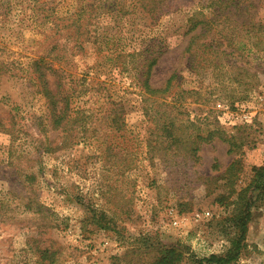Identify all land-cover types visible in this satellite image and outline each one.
<instances>
[{
	"label": "rangeland",
	"instance_id": "1",
	"mask_svg": "<svg viewBox=\"0 0 264 264\" xmlns=\"http://www.w3.org/2000/svg\"><path fill=\"white\" fill-rule=\"evenodd\" d=\"M160 1L152 18L139 0H0V121L13 125L0 132V264H149V244L200 264L238 237L240 191L264 166V37L190 69L188 19L211 0ZM248 1L264 25V0ZM233 19L216 30L240 29ZM145 50L150 87L174 73L175 99L143 96ZM43 78L73 92L71 126L61 102L50 112ZM255 206L234 264H264V200Z\"/></svg>",
	"mask_w": 264,
	"mask_h": 264
},
{
	"label": "trees",
	"instance_id": "2",
	"mask_svg": "<svg viewBox=\"0 0 264 264\" xmlns=\"http://www.w3.org/2000/svg\"><path fill=\"white\" fill-rule=\"evenodd\" d=\"M160 0H139V8L146 14H148L150 17H158L163 13V9L161 8L162 5H160ZM255 1L251 2L248 0H211L209 2L210 7L213 8V10H209V12L206 13H196L193 14L189 19V29L188 31H193L197 29L198 31L195 32L190 37L189 43L186 48L187 52V62L190 69H194L196 65H200L204 70L208 67H210V63L213 61L214 58H216L219 55L224 54L226 51L225 49H229L228 53L233 52L236 47L235 44L238 43L239 45H243L242 39L239 38L241 36L247 38V40L258 38L259 35L261 36L263 34L264 37V25H261L259 21H255L253 19L254 15V5ZM112 4H115L113 1ZM137 6V4H134V7ZM124 5L121 4L117 6L116 10L113 13H121L124 14ZM113 6H104V11H112ZM237 17L240 19V29L238 30H231L230 34L223 33V29L216 30L217 26L220 25V23L225 24L231 21H236L233 18ZM237 23V21H236ZM244 34V35H243ZM259 39V38H258ZM257 39V40H258ZM259 43V42H258ZM246 46V44H244ZM223 48V50H221ZM149 51V50H148ZM148 51H141L137 52V54L140 55V57H143L142 65L139 69V66H136V69L138 70V76L139 78H143L140 89L144 97H161L166 96L171 99H175V97L178 95L179 86L176 83L177 82V75L171 74L169 78L166 80L165 85L161 89H154L151 88L149 85V74L151 71V68L156 62L155 55H152V53L148 54ZM156 54V52H153ZM215 54V55H214ZM214 55V56H213ZM148 56V57H147ZM216 56V57H215ZM212 58V59H211ZM203 62V65L201 63ZM208 63V64H206ZM34 67L33 73L34 79L39 80L44 74L45 70L40 68L38 65H35L36 63H32ZM221 62L219 61L218 64L216 62H213V66L220 65ZM35 65V66H34ZM31 67V68H32ZM1 74H7L6 70H2L0 68V75ZM41 95L45 97V99L48 102L49 110L53 114L56 111V103L61 102V107L57 110V112L60 115L56 118H53V121L57 123L61 117L62 119L65 117L67 112V126H71L75 121L79 119V117H75L74 112L71 108V98L73 96V92L68 88L67 90H63V84L59 82L58 80H54L53 87L49 86V80L46 78H43V84L41 83ZM62 96V97H60ZM173 101V100H171ZM170 104V103H169ZM116 110L119 111L116 112ZM116 110L111 111L109 114L114 115L113 118L121 117L122 114V106H118ZM80 111V110H79ZM78 111V112H79ZM117 116V117H116ZM172 121V120H171ZM51 122V121H50ZM115 122L114 120L112 123ZM53 123V122H52ZM113 125V124H112ZM169 124H156V128H160L163 130H167V126ZM13 125L11 123L5 124L4 122L0 121V132L7 133L9 135H12ZM169 126H173V124H170ZM85 127V123L83 125ZM214 131H220L219 128H215ZM171 132H169V135ZM208 135H211V132H208ZM226 140L230 146L233 145V142L227 139V136L223 138ZM178 141V140H177ZM73 144H76L77 141H73ZM107 142L105 139L102 140L101 145L106 144ZM108 145L107 150H111L112 143H107ZM117 146V144H116ZM119 146V145H118ZM197 150V146H193L187 150L190 155L194 153ZM240 193H246L245 198L241 197L240 194L236 196L237 201L240 198V201L242 202L240 206L243 208L240 216L237 220H235L233 226L237 229H239L238 237L231 243L232 246L224 253V255H213L211 254L207 258L200 259V264H234L238 257L240 256L243 247L246 249L247 244L244 241L245 231L247 228V223L250 218V213L252 208H255V204L257 201H263L264 200V166L253 168V177L250 181V183L247 184V187L245 189H242ZM147 247H149L153 252L152 258L149 262V264H180L182 260L184 259L185 254L183 251L178 247L173 246H153L149 244ZM41 256L44 258H48L49 262L50 260L48 254V251L40 250L38 251ZM48 262V263H49Z\"/></svg>",
	"mask_w": 264,
	"mask_h": 264
}]
</instances>
